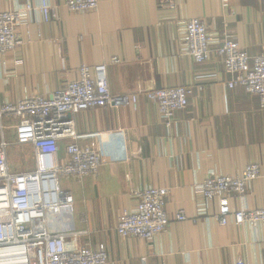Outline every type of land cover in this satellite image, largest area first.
<instances>
[{
	"label": "crops",
	"instance_id": "crops-1",
	"mask_svg": "<svg viewBox=\"0 0 264 264\" xmlns=\"http://www.w3.org/2000/svg\"><path fill=\"white\" fill-rule=\"evenodd\" d=\"M48 1L56 18L45 23L33 12L30 22L16 29V49L0 55V106L63 89L78 79L83 65L106 66L112 95L175 87L192 91L169 128L140 93L135 109L107 107L75 115L76 143L95 150L101 164L97 176L61 181L73 206L61 212L58 223L49 214V229L79 233L77 246L103 244L109 264H264V225L237 226L230 216L221 226L217 201L201 214L195 194L211 173L236 176L257 163L259 178L242 199L231 197L229 207L264 209V109L256 96L227 87L230 77L214 53L229 39L250 56L264 54L263 0H230L227 10L220 0H173V8L161 0H99L96 10L83 13L67 11L63 0ZM27 2L0 0V13ZM194 18L206 25L211 39L210 59L202 64L181 44L184 23ZM114 57L119 64L111 63ZM116 129L126 133L125 151L123 140L113 135ZM11 150L10 170H31L12 163ZM147 187L169 191L166 230L148 240L119 237L118 216L135 205L131 192ZM179 212L186 221L175 219Z\"/></svg>",
	"mask_w": 264,
	"mask_h": 264
},
{
	"label": "built area",
	"instance_id": "built-area-1",
	"mask_svg": "<svg viewBox=\"0 0 264 264\" xmlns=\"http://www.w3.org/2000/svg\"><path fill=\"white\" fill-rule=\"evenodd\" d=\"M227 10L230 0H220ZM161 5L173 8V0H161ZM264 6V0L262 1ZM99 0H63L61 7L72 13L94 11ZM58 8V7H57ZM33 12L47 23L56 18V8L48 0H29L23 7L0 13V55L13 52L19 45L16 29L30 21ZM210 36L199 19L184 23L181 44L197 64L210 59ZM230 79L227 87L242 88L256 96L264 109V54L250 56L238 44L225 39L214 50ZM111 63L119 64L117 58ZM154 103L164 125L169 128L175 115L183 111L192 94L187 87L151 89L126 95H112L109 91L106 66H81L78 79L47 96L34 95L0 106V264H109L106 247L96 249L74 244L79 233L53 232L48 215L70 209L73 197L62 189L63 179L97 176L100 155L89 147L76 143L73 117L82 112L107 107L137 106L138 95ZM4 120L12 122L5 125ZM13 129L15 140L8 142L5 132ZM113 135L123 140L126 133L116 129ZM63 143H67L64 147ZM12 146H29L34 154V168L13 172L7 160ZM63 155L61 156V154ZM260 176L259 165L249 164L236 176L211 173L195 190L199 197L196 208L204 213L207 205L217 201V221L221 226L231 216L237 226L264 225V209L230 210L229 199H242L249 184ZM168 189L147 187L131 192L135 205L118 216L115 231L121 238L148 240L164 232L169 224L165 211ZM179 222L187 220L183 212L175 215ZM235 264H244L237 261Z\"/></svg>",
	"mask_w": 264,
	"mask_h": 264
},
{
	"label": "rangeland",
	"instance_id": "rangeland-1",
	"mask_svg": "<svg viewBox=\"0 0 264 264\" xmlns=\"http://www.w3.org/2000/svg\"><path fill=\"white\" fill-rule=\"evenodd\" d=\"M6 125V124H5ZM14 130L13 129H9L8 131L5 132L4 136L5 139L7 141H14ZM9 149H12L10 151V155H11V162L14 163L17 166H20L22 168L25 169H31V167L33 166V162L31 160H29V147H15L12 146ZM30 161V162H29ZM72 209V208H70ZM70 209H65V210H61L60 212H52L55 217L56 223H58V216L61 215V212L66 211V210H70Z\"/></svg>",
	"mask_w": 264,
	"mask_h": 264
}]
</instances>
